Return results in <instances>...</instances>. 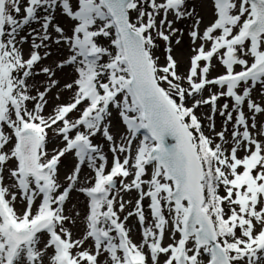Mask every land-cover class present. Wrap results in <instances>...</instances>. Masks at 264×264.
<instances>
[{
  "label": "snow or ice",
  "instance_id": "6c2138e0",
  "mask_svg": "<svg viewBox=\"0 0 264 264\" xmlns=\"http://www.w3.org/2000/svg\"><path fill=\"white\" fill-rule=\"evenodd\" d=\"M212 9L201 31L196 0H0V264H264V0H212ZM169 15L193 21L199 44L186 74L172 55L184 33ZM53 45L60 58L38 67ZM214 60L223 71L209 78ZM41 74L43 91L29 83ZM53 89L55 101L70 96L45 115ZM222 97L231 108L218 107ZM84 167L93 175L82 179ZM133 190L122 219L131 201L121 192ZM73 192L87 198L78 239Z\"/></svg>",
  "mask_w": 264,
  "mask_h": 264
},
{
  "label": "rangeland",
  "instance_id": "374dc122",
  "mask_svg": "<svg viewBox=\"0 0 264 264\" xmlns=\"http://www.w3.org/2000/svg\"><path fill=\"white\" fill-rule=\"evenodd\" d=\"M22 8H23V3H22ZM196 10L199 12L200 17L203 20V23L200 25V29H201V31H203L204 27L206 25H208L213 20L212 0H196ZM23 15H24V13L22 11L20 16L22 17ZM58 15H59V13H58ZM157 19L159 21V17ZM168 19L174 21L173 27L181 28L183 30V33H184V35L181 37V43L180 44H176L175 43L176 37H173L172 55L179 62L180 73L186 74L188 67H189V59L194 54L192 49H193V47L198 46V44H199V42H197V45H193L190 37L188 36V32L191 29L193 21L191 19H184V20H181L179 22H176L175 18L172 15H169ZM61 23H62V26H66L65 21L62 20ZM38 28H39V24H36V23L30 24L24 29L23 32L20 33V35H25V34H27V32L29 30L38 29ZM49 31H51V29H49ZM53 35H55V34L53 33ZM29 40H31V37H29ZM157 45L158 46H157V49L155 50V53H156V55H158L160 57V64L163 65V64H165V55H166L164 52L165 43L163 41L158 40ZM28 49H29V45L25 44L24 45L25 57H27V55H28ZM41 51L43 53V50H41ZM51 51L53 52V56L49 57L45 61H42V64L39 65L38 67L43 66V65H49L53 62V60L60 58L62 50H58V47L56 45L52 46ZM213 64L216 65V68H214L212 70L209 78L215 77L216 75H218L220 72L223 71L222 67L219 66L217 61L214 60ZM237 70H239V69H237ZM57 77L60 79L61 85H63L65 82L71 81V79L73 77V73H72L71 69H68L65 72H58ZM46 79L47 78L41 74V75L35 76L32 80L29 81V83H32L34 80L36 83V86L41 91H43V87L41 86V84ZM212 90L218 91V89H216V88H213ZM55 91L56 90L53 89V94H50L48 97L49 104L45 109V113H44L45 115H48L49 113H51L53 103L67 102V100L69 99L70 93L65 91L62 93V100L55 101L54 100ZM33 94H35V90H33ZM204 95L207 96L208 93L205 92ZM257 95H258L257 93H255V92L253 93L254 98H256ZM225 102L229 103L230 108H231L232 101L227 97H222L219 101H217L218 107L223 105ZM190 103H191V101H189V104ZM29 107H31V104L29 105ZM210 112H211L210 105H202L200 108H198L196 110V114L201 117L202 122L205 124V129H204L205 134H210V133H209V130L207 127L208 121L204 120V116L210 114ZM234 116H235V113H234ZM223 120H224V117H221L219 115V112H217L216 117H215V124H216V131L217 132L221 130ZM115 123L118 124V121H116ZM227 127H228V133H226V135L230 136V133L232 131V124L231 123L228 124ZM5 131L7 132L8 130L5 128ZM49 135L51 136L52 133L49 132ZM94 143L103 144L104 152L108 157V163L110 166L111 161H112V154L108 151L107 142L104 141L102 136L98 135L96 138H94ZM9 147H11V145H9ZM53 147H54V145L49 143V145H48L49 152H51ZM74 164H75L74 157L69 156L67 158H63V163H62L61 168H60V181H61V183L66 184L65 176L73 170ZM91 175H93L91 170H89L87 167H84L82 170V173H81V178L83 179L85 176H91ZM130 179H131V177L128 178L129 181H130ZM5 182L7 183V180ZM121 196L123 197V199L125 201H131V203L126 204L125 212L120 214L121 218L123 219L124 215H126L129 211H132L134 209L135 202L138 199V193L135 190H133L131 192H121ZM86 200H87V198L85 196H83L82 194L77 193V192L72 193V204L75 205L73 212L74 211L80 212V218H77L75 226L69 225V227L71 228V231L73 233V239L81 238L83 233H84L83 216L87 211ZM148 203H149V201L147 199L143 201L145 214H146V216H149V220H150L149 210L147 207ZM16 208H17V211H21L23 208V205L21 204V202L19 200L16 203ZM65 214L68 215L71 213H69V211L66 209ZM127 227H129L131 229V238L135 242L139 243L142 239L141 228H140V226L137 222V218L135 216L129 218V220L127 221ZM167 242H168V240L166 239L165 243H167ZM91 244H92V241L89 240L85 243L84 247L88 248ZM101 259L103 260V257H101Z\"/></svg>",
  "mask_w": 264,
  "mask_h": 264
},
{
  "label": "water",
  "instance_id": "95a60500",
  "mask_svg": "<svg viewBox=\"0 0 264 264\" xmlns=\"http://www.w3.org/2000/svg\"><path fill=\"white\" fill-rule=\"evenodd\" d=\"M170 143H172L173 141H169Z\"/></svg>",
  "mask_w": 264,
  "mask_h": 264
}]
</instances>
